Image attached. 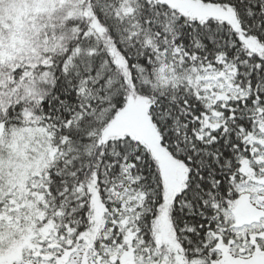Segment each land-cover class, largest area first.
<instances>
[{
  "label": "snow or ice",
  "instance_id": "1",
  "mask_svg": "<svg viewBox=\"0 0 264 264\" xmlns=\"http://www.w3.org/2000/svg\"><path fill=\"white\" fill-rule=\"evenodd\" d=\"M0 264H264V0H0Z\"/></svg>",
  "mask_w": 264,
  "mask_h": 264
}]
</instances>
